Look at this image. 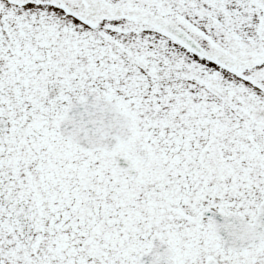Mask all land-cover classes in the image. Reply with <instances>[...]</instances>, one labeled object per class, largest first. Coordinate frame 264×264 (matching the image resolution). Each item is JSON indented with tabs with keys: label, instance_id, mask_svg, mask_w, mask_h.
<instances>
[{
	"label": "snow or ice",
	"instance_id": "1",
	"mask_svg": "<svg viewBox=\"0 0 264 264\" xmlns=\"http://www.w3.org/2000/svg\"><path fill=\"white\" fill-rule=\"evenodd\" d=\"M0 264H264V0H0Z\"/></svg>",
	"mask_w": 264,
	"mask_h": 264
}]
</instances>
